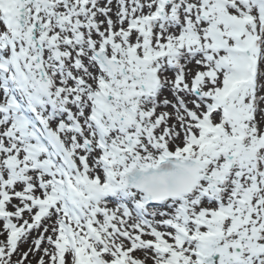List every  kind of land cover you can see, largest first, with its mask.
Returning <instances> with one entry per match:
<instances>
[{"label": "snow or ice", "instance_id": "6c2138e0", "mask_svg": "<svg viewBox=\"0 0 264 264\" xmlns=\"http://www.w3.org/2000/svg\"><path fill=\"white\" fill-rule=\"evenodd\" d=\"M0 237L264 264V0H0Z\"/></svg>", "mask_w": 264, "mask_h": 264}, {"label": "rangeland", "instance_id": "374dc122", "mask_svg": "<svg viewBox=\"0 0 264 264\" xmlns=\"http://www.w3.org/2000/svg\"><path fill=\"white\" fill-rule=\"evenodd\" d=\"M111 206V205H110ZM33 235H35V233H33ZM0 239H2V237H0ZM28 244H24L22 245L21 247V250H26L28 248ZM137 258H140V259H144V253L142 251H137L135 254H134ZM146 262V261H145ZM32 264H35V258H32ZM146 264V263H145ZM149 264V263H148ZM152 264V263H150Z\"/></svg>", "mask_w": 264, "mask_h": 264}, {"label": "bare ground", "instance_id": "6f19581e", "mask_svg": "<svg viewBox=\"0 0 264 264\" xmlns=\"http://www.w3.org/2000/svg\"><path fill=\"white\" fill-rule=\"evenodd\" d=\"M145 263L146 264H148V263L150 264V263H152V261H151V259H147Z\"/></svg>", "mask_w": 264, "mask_h": 264}]
</instances>
